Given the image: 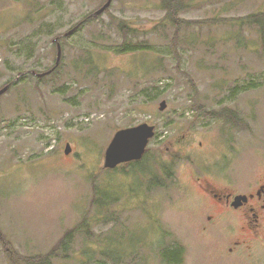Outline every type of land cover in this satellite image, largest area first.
<instances>
[{
	"label": "rangeland",
	"instance_id": "1",
	"mask_svg": "<svg viewBox=\"0 0 264 264\" xmlns=\"http://www.w3.org/2000/svg\"><path fill=\"white\" fill-rule=\"evenodd\" d=\"M106 2L0 0V89L14 83L0 96V264L48 253L83 220L55 264H264V228L254 237L223 216L203 227L217 201L199 180L240 190L264 175V45L241 24L264 0H181L180 28L161 0L90 17ZM57 37L59 67L31 73L55 65ZM144 122L151 155L178 156L163 186L104 167L114 133ZM95 187L115 201L100 209Z\"/></svg>",
	"mask_w": 264,
	"mask_h": 264
},
{
	"label": "trees",
	"instance_id": "2",
	"mask_svg": "<svg viewBox=\"0 0 264 264\" xmlns=\"http://www.w3.org/2000/svg\"><path fill=\"white\" fill-rule=\"evenodd\" d=\"M163 3V7L166 10L167 18L172 22L173 25L180 28L181 27V20L178 18V12L180 9L184 6L181 0H161ZM91 17V16H90ZM90 17H87L86 19H89ZM240 21V20H239ZM119 27L123 30H125L128 27V24L125 23V21L118 22ZM241 24L243 25H253L257 26L261 32V37L264 45V12L260 13H253L247 17L241 18ZM178 30V29H177ZM140 48H142L138 44H130L123 49L125 52H135L138 51ZM56 71V70H55ZM54 71V72H55ZM53 72V73H54ZM10 87L14 85V83L9 82L8 84ZM5 85V86H6ZM9 87V88H10ZM215 114V113H213ZM219 114H225V113H219ZM228 118L232 120H238L240 117L235 112H230L226 114ZM176 155H173L172 160H166L162 157H155L151 155L149 151V147L143 156V158L139 161H134L128 164L120 165L119 167L112 169L113 171L118 170L120 167H123L124 173H127L128 171L132 170H147L149 172L150 180L149 182L152 185H158L163 186L165 182L164 179H173L175 176V159ZM150 165V167L148 166ZM127 167H130L127 169ZM106 191L102 188L95 187V198H94V204L97 205L100 209L106 208L110 203H112L114 200H108L106 196ZM90 223L86 220H83L81 223L77 224L73 228L66 231V233L54 244L52 249L46 253V254H38L34 256H28V257H22L19 254L17 255H10L12 262L14 261V258L16 260L17 264H55L54 259L55 258H63L67 257V253L70 250L71 244L75 239V234L78 231H81L83 229H87L88 225ZM182 252V249H175L170 252H167L164 255L166 261L170 262H177L179 254Z\"/></svg>",
	"mask_w": 264,
	"mask_h": 264
},
{
	"label": "flooded vegetation",
	"instance_id": "3",
	"mask_svg": "<svg viewBox=\"0 0 264 264\" xmlns=\"http://www.w3.org/2000/svg\"><path fill=\"white\" fill-rule=\"evenodd\" d=\"M210 195L216 198V209L214 214L206 216L204 228L215 224L219 216H223L229 221H235L242 231L251 232L254 237H259L264 228V175L256 182L245 183L240 190L231 187H218L206 177L201 178ZM245 189V190H243ZM219 212V214H216ZM233 228L234 223L228 225ZM241 245V241H236ZM234 248L230 247L229 251Z\"/></svg>",
	"mask_w": 264,
	"mask_h": 264
},
{
	"label": "water",
	"instance_id": "4",
	"mask_svg": "<svg viewBox=\"0 0 264 264\" xmlns=\"http://www.w3.org/2000/svg\"><path fill=\"white\" fill-rule=\"evenodd\" d=\"M113 0H107V2L100 7L98 10L93 12L90 16L97 17L103 14L106 9H108ZM77 26L69 30L65 35L72 34ZM54 41L57 43V58L55 65L44 72L37 73L35 70L31 73L36 74L38 77H44L53 73L60 65L63 55L62 44L59 41V38H55ZM9 85H6L0 89V96L6 93L9 89ZM167 102L164 100L161 102L160 109H165ZM156 135V126L151 125L147 122L140 123L134 126L124 127L118 129L111 141L109 142L105 154H104V167L106 169H115L123 164H128L134 161H139L145 155L150 141ZM72 151V146L70 143H67L65 148V153L69 154Z\"/></svg>",
	"mask_w": 264,
	"mask_h": 264
}]
</instances>
